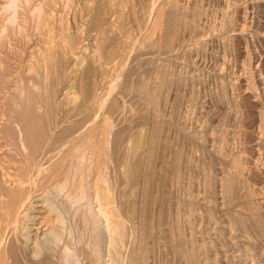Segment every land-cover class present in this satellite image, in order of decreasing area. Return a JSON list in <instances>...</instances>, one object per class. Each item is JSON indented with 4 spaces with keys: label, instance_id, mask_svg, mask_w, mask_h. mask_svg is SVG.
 <instances>
[{
    "label": "rangeland",
    "instance_id": "rangeland-1",
    "mask_svg": "<svg viewBox=\"0 0 264 264\" xmlns=\"http://www.w3.org/2000/svg\"><path fill=\"white\" fill-rule=\"evenodd\" d=\"M11 2L0 264H264V0Z\"/></svg>",
    "mask_w": 264,
    "mask_h": 264
},
{
    "label": "bare ground",
    "instance_id": "bare-ground-1",
    "mask_svg": "<svg viewBox=\"0 0 264 264\" xmlns=\"http://www.w3.org/2000/svg\"><path fill=\"white\" fill-rule=\"evenodd\" d=\"M7 1H8V0H7ZM9 1H10V3L12 4L11 0H9ZM7 5H8V4H7ZM8 7H9V6H8ZM158 15H159V14H158ZM170 20H171V19H170ZM153 28H154V27H153ZM26 99H27V98H26ZM70 119H71V118H70ZM47 120H48V119H47ZM32 127H33V126H32ZM12 143H13V142H12ZM71 147H72V146H71ZM57 153H58V152H57ZM38 165H39V164H38ZM6 167H7V166H6ZM47 167H48V166H47ZM2 170H3V169H2ZM5 170H7V169H5ZM9 170H10V169H9ZM55 170H56V169H55ZM238 170H239V169H238ZM234 172H235V171H234ZM2 175H3V174H2ZM237 175H238V174H237ZM50 177H51V176H50ZM25 178H26V177H25ZM229 178L232 179L231 177H229ZM230 179H229V180H230ZM11 180H12V179H11ZM14 180H15V179H14ZM21 180H22V179H21ZM26 180H27V178H26ZM31 180H32V179H31ZM50 180H52V179H50ZM226 180H227V179H226ZM6 182H7V181H6ZM13 182H14V181H13ZM22 182H23V183H22ZM22 182H21L22 184L25 183L24 181H22ZM49 182H50V181H49ZM52 182H53V181H52ZM233 182H234V181H233ZM233 182H232V183H233ZM18 183H19V182H18ZM27 183H29V182H27ZM45 183H46V182H45ZM65 183H66V182H65ZM54 184H55V183H54ZM223 184H224V183H223ZM16 185H18V184H16ZM20 185H21V184H20ZM55 185H56V184H55ZM59 185H60V184H59ZM224 185H226V187L224 186V187L226 188L225 190H228V189L231 190V189H232V186H233V184H231V181H230V182H227V183L224 184ZM231 185H232V186H231ZM21 187H24V186L22 185ZM26 187H27V186H26ZM49 187H50V186H49ZM221 187H222V186H221ZM49 189H50V188H49ZM51 189H52V188H51ZM52 190H53V189H52ZM225 190H224V192H225ZM230 190H229V191H230ZM232 190H233V189H232ZM232 190H231V191H232ZM50 191H51V190H50ZM229 191H228V194H229V193L231 194V191H230V192H229ZM22 192H23V191H22ZM47 192H48V191H47ZM23 193H25V192H23ZM28 193H29V191H28ZM31 193H32V192H31ZM45 193H46V192H45ZM226 193H227V192H226ZM19 194H20V193H19ZM230 194H229L228 196H230ZM16 195H17V194H16ZM16 195H14V196H16ZM24 195L26 196V193H25ZM24 195H23V196H24ZM27 195H28V194H27ZM30 195H31V194H30ZM30 195H29V197H31ZM60 195H61V194H60ZM222 195H223V194H222ZM12 196H13V195H12ZM14 196H13V197H14ZM23 196L21 195L20 197L22 198ZM226 196H227V195H226ZM16 197H18V196H16ZM9 198H10V197H9ZM21 198H20V200H21ZM13 199H14V200H13ZM13 199H11V200H13V203L15 202L16 199H17V203H18V201H20V200H18V198H16V199L13 198ZM22 199H23V198H22ZM31 199H32V198H31ZM66 200H67V199H66ZM21 201H22V200H21ZM30 201H31V200H30ZM25 202H26V201H25ZM47 202H48V201H47ZM49 202H50V201H49ZM49 202H48V203H49ZM20 203H21V202H19V204H20ZM28 203H29V202H28ZM48 203H47V204H48ZM25 204H26V203H25ZM29 204H30V203H29ZM31 204H32V203H31ZM64 204H65V203H64ZM64 204H63V205H64ZM21 205H22V203H21ZM21 205H20V207H21ZM27 205H28V204H27ZM48 205H49V207H46V208H50V209H48L50 212H51V210H54V209H55V207H53V205L51 206L50 203H49ZM15 206H16V205H15ZM18 206H19V205H18ZM23 206H24V203H23ZM25 206H26V205H25ZM74 206H75V205H74ZM27 207H28V206H26V208H27ZM31 207H32V206H31ZM31 207H30V208H31ZM71 207H72V206H71ZM18 208H19V207H18ZM26 208H25V209H26ZM30 208H29L28 210H30ZM25 209H24V210H25ZM40 209H41V208H40ZM17 210H18V212L20 211V209H17ZM31 210H32V209H31ZM18 212H17V213H18ZM25 212H26V210H25ZM53 212H54V211H53ZM55 212H56V211H55ZM19 213H20V212H19ZM51 213H52V212H51ZM89 213H90V212H89ZM89 213H88L87 216H88L89 219H91V218L89 217V215H91V214H89ZM233 214H234V213H233ZM19 215H20V214H19ZM56 215H58V214L56 213V214H55V217H56ZM12 218H13V217H12ZM89 219H88V220L86 219V220L89 221ZM11 220H12V219H11ZM250 220H251V219H250ZM57 221H58V220H57ZM235 221H238V220L236 219ZM238 222H240L239 225L241 224V225L243 226V228H244V226H248V225H249L248 222L245 221L243 218H242V219L240 218V221H238ZM63 223H64V222H63ZM251 223L254 225L253 222H251ZM247 224H248V225H247ZM32 227H33V226H32ZM249 227H250V226H249ZM249 227H248V228H249ZM254 228H256V227H254ZM54 229H55V228H54ZM56 229H57V228H56ZM256 229H257V228H256ZM49 232H50V231H49ZM49 234H50V233H49ZM45 235H46V234H45ZM50 235H51V234H50ZM56 235H57V234L54 233V230H53V235H52V236L55 237ZM47 236H48V235H47ZM52 236H51L49 239H51ZM45 237H46V236H45ZM55 238H56V237H55ZM53 239H54V238H53ZM58 239H59V238H58ZM47 241H48V240H47ZM13 248H15V247H12L11 250L14 251ZM13 251H12V252H13ZM15 251H16V250H15ZM37 253H38V252H37ZM0 263H1V262H0ZM37 264H41V263H37Z\"/></svg>",
    "mask_w": 264,
    "mask_h": 264
}]
</instances>
